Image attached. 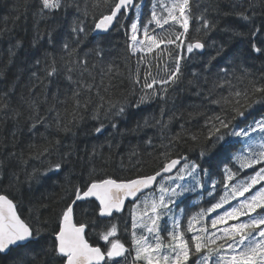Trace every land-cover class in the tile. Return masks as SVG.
<instances>
[{"label":"trees","instance_id":"obj_1","mask_svg":"<svg viewBox=\"0 0 264 264\" xmlns=\"http://www.w3.org/2000/svg\"><path fill=\"white\" fill-rule=\"evenodd\" d=\"M158 1L135 0L142 2L138 28L159 44L136 57L133 9L122 11L105 35L92 34L117 0H59L54 8L43 0H0V195L32 231L28 243L0 254V264H64L56 246L62 217L95 182L145 177L180 159L182 175L201 171L221 181L230 175L248 186L254 167L237 160L233 132L264 114V0H187V31L164 21ZM195 42L202 54L192 49ZM172 186L165 184L163 194ZM190 189L196 193L190 199L202 203L208 189ZM144 199L164 224L160 196ZM255 204L254 233L264 225L256 221L264 207ZM201 206L192 221L208 216V203ZM97 207L94 200L77 202L74 221L107 254L118 239L113 225L130 222L123 213L102 219ZM193 249L202 264H214L209 246ZM164 255L165 244L158 264L181 263L179 254ZM128 257L103 264H128Z\"/></svg>","mask_w":264,"mask_h":264},{"label":"water","instance_id":"obj_2","mask_svg":"<svg viewBox=\"0 0 264 264\" xmlns=\"http://www.w3.org/2000/svg\"><path fill=\"white\" fill-rule=\"evenodd\" d=\"M133 0H118L110 15L101 18L93 29V35L108 33L114 25L118 14L132 4ZM193 49L203 52L200 43H194ZM179 161L169 162L159 172L131 181L105 180L88 187L68 207L59 232L56 235L58 253L65 257L64 264H102L104 255L98 248L91 247L85 239V227L76 225L73 219V206L78 201L95 199L99 204V215L110 217L123 210L127 202L135 201L141 194L151 189L164 174L173 172ZM30 228L19 217L13 202L6 196H0V253L7 254L11 248L24 245L31 239ZM119 249H113L109 256L118 255Z\"/></svg>","mask_w":264,"mask_h":264},{"label":"rangeland","instance_id":"obj_3","mask_svg":"<svg viewBox=\"0 0 264 264\" xmlns=\"http://www.w3.org/2000/svg\"><path fill=\"white\" fill-rule=\"evenodd\" d=\"M43 2L46 4L47 7L49 8H54L58 5L59 0H43ZM186 3L187 0H159L158 1V5L160 7L163 6V8L165 9V17L163 18L164 20H168L170 22H175L180 24L182 26V28H186L187 26V18H186ZM136 13V21L134 23V25L132 26V36H131V51L134 55L136 56H140L142 54H145L149 51H151L153 48H155L154 44L152 43V41H150V39L144 34V32L142 33L141 36L138 35V19L140 17V9L136 8L135 10ZM239 134L243 137L246 138L245 139V144L248 142V140H250L247 144H246V151L247 156H249V159L251 160V167H254L261 164L262 160H264V116L261 118H256L252 121H249L246 125V127H244L242 130L239 131ZM242 166L244 164H241ZM263 171V167H259L256 168L255 170L251 171V174H249L247 181L251 184L254 183V188L257 187L258 183L260 181L264 180V173ZM184 172V167H181V172L180 175H173L171 177H169L168 181H171L172 179H175L176 177H179L180 179H182L184 176L181 177V174H183ZM205 172V171H203ZM201 171H195L194 175L187 178L188 181H198L199 179V175H200ZM159 185L163 187V182H159ZM159 186V187H160ZM157 186L156 190L158 191ZM183 198L186 199L191 193L194 192V189H190V188H185L183 191ZM202 192V190H199V193ZM174 193L173 190L167 192L166 194H163V191L160 192V198L163 201V204L168 205L169 200H170V196ZM237 193L238 195H241L242 192H238V188H237ZM177 200V199H176ZM254 202H257L259 205L264 204V187H260L257 189H254L253 194H252V198H250V200L243 202L241 205L242 206H247L249 205V203L254 204ZM248 203V204H247ZM146 205H147V201H145V199H140L139 201L136 202V204L131 208L132 213L134 214L135 212V207L136 210L143 213V211L146 210ZM170 214L168 215L167 211L164 214V218L166 219V221L168 220V217L170 218L172 214H177L180 216V208L176 209L174 205H172L170 207ZM231 210H227L226 212H224L222 215H224L225 221L227 222L229 219H231V214H229ZM233 212V211H231ZM156 213H157V206H153L152 207V220L151 222H149L145 228L146 232L149 230L152 234H155L158 230L157 228V223H156ZM234 213V212H233ZM262 214V218L261 220H256L258 221L257 223L261 222L264 224V211L261 213ZM131 220H132V227L135 228L137 226L136 220L140 217L139 214H134V216H130ZM233 218V217H232ZM232 234L238 233V230H236L234 227L232 228ZM229 235V234H228ZM260 236V240L256 243V245L259 246V248L262 250V255L260 256V254L258 253L257 250H255V255L257 256L259 263L260 264H264V225L262 228H260L259 230V235ZM249 246H253V239L252 237H249ZM145 247L147 249H144V244H142V248L141 250H145V254L143 252H140V255H136V259L140 260L142 262H144L145 264H149V261L153 260L156 263V252L154 257H150V253L151 250H156L157 245H154L152 248H148V243L145 244ZM145 255V257H144ZM147 259V260H146ZM242 262L241 260L237 259L235 262H233V264H238ZM247 264H250V261L245 262ZM154 264V263H153Z\"/></svg>","mask_w":264,"mask_h":264},{"label":"flooded vegetation","instance_id":"obj_4","mask_svg":"<svg viewBox=\"0 0 264 264\" xmlns=\"http://www.w3.org/2000/svg\"><path fill=\"white\" fill-rule=\"evenodd\" d=\"M216 193L213 192V193H210V194H207L206 193H203V196H202V202H204V197L207 198V197H210L212 195H215ZM208 203H214V201H208ZM190 205V200L187 199L186 200V206L187 208L189 207ZM210 215H214L213 213L210 214ZM215 216V215H214ZM213 222H216V223H220L222 224V219L219 220H213ZM178 226H181L184 228V226L186 227V229L184 228L185 231H188V233L186 234V237L187 238H183L181 239L183 243H185V247H189L190 244H193L195 242H199L201 243L202 245H210L211 247H217V246H222L223 244H227L229 243L228 242V238H227V235H226V232L223 233L222 232V227L218 226L217 224H201V225H194V227H197L195 230H194V233L197 232H200L202 234V237L203 239L201 240H198L196 241L195 239H192L193 235L191 234L190 230L188 229L190 227V225L188 224H181L179 222V224H172L171 226V231L173 232H176V233H179L178 231ZM205 233H208L209 235L211 234H217V236L219 237V239H204V236H205ZM176 242H174V237L172 236L171 239H170V245H169V251H170V259H172L173 255L177 254V250H176V246H175ZM183 264V263H182Z\"/></svg>","mask_w":264,"mask_h":264}]
</instances>
